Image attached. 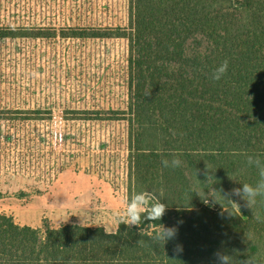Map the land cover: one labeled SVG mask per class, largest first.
<instances>
[{
    "label": "trees",
    "instance_id": "1",
    "mask_svg": "<svg viewBox=\"0 0 264 264\" xmlns=\"http://www.w3.org/2000/svg\"><path fill=\"white\" fill-rule=\"evenodd\" d=\"M68 31L126 40L125 109L78 119L125 120L127 198L156 192L168 209L159 222L142 215L141 225L114 232L31 227L0 214V264H213L218 249L264 264V223L253 219L257 210L264 216V203H205L202 191L259 179L246 157L264 160V0H127L124 27ZM226 59V74L212 80ZM176 154L184 166L164 168L162 159ZM205 164L218 183L203 184ZM159 223L177 226L176 239L153 241ZM176 243L183 251L174 255Z\"/></svg>",
    "mask_w": 264,
    "mask_h": 264
},
{
    "label": "rangeland",
    "instance_id": "2",
    "mask_svg": "<svg viewBox=\"0 0 264 264\" xmlns=\"http://www.w3.org/2000/svg\"><path fill=\"white\" fill-rule=\"evenodd\" d=\"M127 0H0V214L116 230L127 197ZM87 31V32H89Z\"/></svg>",
    "mask_w": 264,
    "mask_h": 264
},
{
    "label": "clouds",
    "instance_id": "3",
    "mask_svg": "<svg viewBox=\"0 0 264 264\" xmlns=\"http://www.w3.org/2000/svg\"><path fill=\"white\" fill-rule=\"evenodd\" d=\"M228 60H224L219 67H217L212 73L211 79L214 81L220 80L227 72ZM246 163L249 167H255L258 171L259 179L256 183L249 184L243 183L241 187H234L230 190H224L223 188L212 189V195L203 191L204 202L208 203V196L212 198L213 203H218L217 199L234 204L236 208L240 209L243 201V207L253 209L259 200L264 203V160H261L258 156L248 155L246 157ZM161 164L164 168L177 169L184 166V161L181 160L180 155L176 154L169 160L167 158L162 159ZM196 178L199 170L193 169ZM214 172L208 165L205 164V182L203 184L218 183L214 178ZM197 180V179H196ZM198 181V180H197ZM200 182V181H198ZM162 191V190H161ZM236 198V199H233ZM123 209L118 212L114 217L116 227L118 229L120 224H124L129 228L133 226H139L145 220L150 222L160 221L166 214L168 206L166 203L161 202L160 195L152 191H142L133 194L130 198H125L123 201ZM219 204V203H218ZM253 219L256 223H264V216L257 210L253 213ZM178 224L182 221H178ZM178 235V227L171 226L166 227L159 223V229L154 234H150V238L155 242H163V245L168 241L175 240ZM251 235V234H250ZM143 243V241H139ZM223 244V242H222ZM183 251V245L176 243L173 247V253L179 254ZM213 264H258L255 256H248L247 259L240 261L235 258L234 255H230L227 250L218 249L213 253Z\"/></svg>",
    "mask_w": 264,
    "mask_h": 264
}]
</instances>
